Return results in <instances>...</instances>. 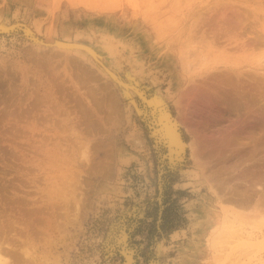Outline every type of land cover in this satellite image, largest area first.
Masks as SVG:
<instances>
[{"label":"bare ground","instance_id":"obj_1","mask_svg":"<svg viewBox=\"0 0 264 264\" xmlns=\"http://www.w3.org/2000/svg\"><path fill=\"white\" fill-rule=\"evenodd\" d=\"M208 1L186 31L189 72L181 80L169 62L154 65L147 44L120 30L103 32L89 20L73 36L71 27L42 30L23 4L0 10V53L20 50L71 66L82 98L72 106L93 113L104 106L115 150L86 144L73 201L55 204L43 228L41 219L19 223L26 210L6 214L1 200L0 264H196L197 248L208 259L225 234L250 236L243 247L264 248V0ZM228 113L233 125L215 132ZM210 128L216 134L207 139ZM143 148L147 156L135 153ZM208 184L219 204L208 201L214 218L228 222L205 232L191 196ZM8 192L25 200L14 186L1 188L0 198ZM172 206L184 224L167 215Z\"/></svg>","mask_w":264,"mask_h":264},{"label":"rangeland","instance_id":"obj_2","mask_svg":"<svg viewBox=\"0 0 264 264\" xmlns=\"http://www.w3.org/2000/svg\"><path fill=\"white\" fill-rule=\"evenodd\" d=\"M208 2L210 1L0 0V10L6 13L23 4L21 8L26 9L32 18L38 19L37 25L42 30L51 29L61 33L63 27H71L73 36L83 32L89 25V20L103 32L120 30L123 36L147 44V57L154 65L169 62L171 74L175 79L181 80L189 72L188 49L183 41L186 31L197 25ZM71 76L76 77L71 66L45 56H34L20 50L11 54L0 53V189L6 186L12 189L14 186L25 199L12 200L9 198L12 194L8 192V197L0 198V204L6 202L4 212L10 215L16 213L15 206H21V211L26 210L25 216L17 219L19 223H27L28 218L33 223L41 219L40 226L43 228L45 218L53 217L55 204L61 202L63 206H67L73 201L75 185L79 181V168L85 169L86 162L83 161L82 153L86 144L99 150H112V138L108 134L110 125L107 124L104 106H93L95 113L83 111L86 106L79 103V106H72L75 102H81L82 98L74 88ZM40 97L41 103L38 101ZM74 109L77 112H73ZM225 118L216 123L218 126L215 132H222L233 125L234 115L228 113ZM196 129L203 138L201 126L197 125ZM212 131L213 128L205 131L207 139L211 134H216ZM131 132L134 131L130 130L128 133ZM123 140L126 143V138L123 137ZM93 152L91 151V155ZM135 153L147 156L149 150L143 148ZM103 156L101 151L94 154L96 160ZM96 160L93 159L94 162ZM105 163H108V159ZM56 184L61 186L59 190L55 189ZM210 187L209 184L204 185L201 195L191 196L203 214V218L197 223L205 232L210 226L228 222L225 215L221 220L218 214L214 218L213 214L217 209L213 206L212 209L209 208L208 201L212 198ZM82 192L86 196V192ZM91 192L93 194L95 190ZM211 201L212 205L219 206L214 198ZM32 207L34 209L27 213V209ZM64 209L62 213L65 212ZM171 209L173 221L178 225L184 224L178 209L173 206ZM251 210L254 212V209ZM152 215L154 211H151L150 216ZM251 219L261 220L255 216ZM71 229L66 241L68 246ZM251 232L252 235H257L253 229ZM224 237L216 246L209 248L208 259L207 252L203 248H197V263L261 264L260 261H264V248L253 250L242 246L250 236L234 237L225 234ZM233 244H236L235 249H230ZM141 256L146 258L144 253ZM190 263L193 262L188 264Z\"/></svg>","mask_w":264,"mask_h":264},{"label":"crops","instance_id":"obj_3","mask_svg":"<svg viewBox=\"0 0 264 264\" xmlns=\"http://www.w3.org/2000/svg\"><path fill=\"white\" fill-rule=\"evenodd\" d=\"M171 210H172L171 207H168V209H167V215H168V216H170V212H171ZM137 234H139V232H138Z\"/></svg>","mask_w":264,"mask_h":264},{"label":"water","instance_id":"obj_4","mask_svg":"<svg viewBox=\"0 0 264 264\" xmlns=\"http://www.w3.org/2000/svg\"><path fill=\"white\" fill-rule=\"evenodd\" d=\"M17 31V30H16Z\"/></svg>","mask_w":264,"mask_h":264}]
</instances>
